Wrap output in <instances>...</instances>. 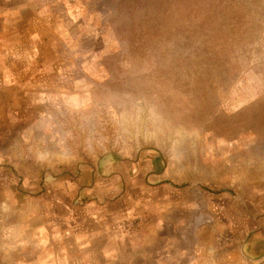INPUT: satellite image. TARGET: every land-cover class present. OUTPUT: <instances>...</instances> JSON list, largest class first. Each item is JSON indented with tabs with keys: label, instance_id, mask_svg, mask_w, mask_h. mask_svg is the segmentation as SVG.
Segmentation results:
<instances>
[{
	"label": "rangeland",
	"instance_id": "rangeland-1",
	"mask_svg": "<svg viewBox=\"0 0 264 264\" xmlns=\"http://www.w3.org/2000/svg\"><path fill=\"white\" fill-rule=\"evenodd\" d=\"M109 152L190 199L192 263L254 264L240 241L264 214V0H0V252L77 218L72 179Z\"/></svg>",
	"mask_w": 264,
	"mask_h": 264
},
{
	"label": "crops",
	"instance_id": "crops-1",
	"mask_svg": "<svg viewBox=\"0 0 264 264\" xmlns=\"http://www.w3.org/2000/svg\"><path fill=\"white\" fill-rule=\"evenodd\" d=\"M144 165L140 156L109 152L78 168L72 179L77 184L75 198L79 196L84 202L71 204L79 216L62 221L60 227L46 224L39 230L30 227L31 232L28 228L4 236L12 242L0 252V264H122V250L132 256L125 264H194L190 257L198 236L182 234V217L190 213V199H183L179 190L165 184H150L163 172H143ZM165 189L172 198L160 196L158 203L151 197ZM144 193L149 194L148 199H123L124 195L129 197L127 194ZM109 197L115 200L108 201ZM134 216L139 220L129 219ZM260 216L257 232L240 241L242 255L254 264H264V214Z\"/></svg>",
	"mask_w": 264,
	"mask_h": 264
}]
</instances>
